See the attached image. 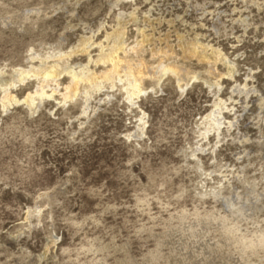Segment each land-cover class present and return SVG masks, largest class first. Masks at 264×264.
Segmentation results:
<instances>
[{"label": "rangeland", "instance_id": "rangeland-1", "mask_svg": "<svg viewBox=\"0 0 264 264\" xmlns=\"http://www.w3.org/2000/svg\"><path fill=\"white\" fill-rule=\"evenodd\" d=\"M119 21L128 44L139 26L153 33L150 64L151 47L168 41L172 61L216 80L183 58L179 44L199 35L233 60L236 78L223 76L219 93L151 76L135 97L115 74L100 90L82 83L94 91L86 112L83 93H56L35 113L0 105V264H264V0H0V69L65 54L61 82L71 65L100 71L87 52L66 53L86 39L93 58L110 52ZM28 79L19 98L37 88ZM216 103L224 122L208 132Z\"/></svg>", "mask_w": 264, "mask_h": 264}, {"label": "bare ground", "instance_id": "bare-ground-1", "mask_svg": "<svg viewBox=\"0 0 264 264\" xmlns=\"http://www.w3.org/2000/svg\"><path fill=\"white\" fill-rule=\"evenodd\" d=\"M130 18L133 20H139L136 12L134 11L131 12ZM122 27L123 26H121V22L119 21L117 27H114L112 33L107 32V38L112 35H114V37L116 36L114 45L111 51L108 53L101 52L97 58H93L90 51V47L93 44V40L91 39L84 40L80 47L76 48L70 53H66L70 55L71 53H77V51L87 52L89 56V63H97L101 61L105 64V68L100 71L91 70V68L85 65L82 66L81 69L79 68V70L73 68V65H71L72 67L69 66V68L65 67V72L68 76V81H66V83L61 82L60 80V76L63 72L60 70L61 63H59V60L65 54L57 55L54 60L55 62H53L54 64L47 63V59L50 56L42 57L40 61L42 63V66H39L38 68L31 67L26 69L15 68L13 69V73L10 76H6L7 71H5L4 69H0V105L3 108H9V106L13 105V103H24L31 109L33 113H35L41 102H43L47 98L54 97L56 93L61 94V102H67L69 100L73 101L74 98L83 93L86 106L83 112H86L92 94L94 92L92 90H100L102 88L103 81L112 79L115 74L119 75L120 78L125 74L128 84V93L131 96L135 97H139L142 92L148 90L144 87L143 82L146 77L151 76H157L158 80H161L167 74H169L170 76H174L180 87H184L185 85L187 86L192 81L201 82L206 84L209 89L216 86L218 88L216 89L219 93L224 86L220 82V79L223 76H226L230 79L236 78L237 69L234 65L233 60H230L225 54L221 52V50L216 49L209 44L201 42L198 38L199 35H197V39L192 40L189 46H186L183 43L179 44V47L182 50L183 58H196L199 62L206 63L208 66H206L207 68L205 72L209 73L210 75H215L216 80H211L208 77L204 76L203 71L201 70L195 72L190 71L188 69L189 67L183 64L184 62L179 63L176 60L172 61V56L176 54V50L175 48H173V46L170 45L168 41L166 42L167 46L165 47H151V55H159V57L155 65L150 64L145 58L146 56H144V53L146 50V43L152 41L153 39V33L148 32L144 25L139 26L137 27L139 36L136 43L128 44L126 40L127 27ZM181 37L182 35H180L179 38L181 39ZM99 44L101 45V51H103V43L100 42ZM33 53L35 54V52ZM219 63H222L223 66L226 67L225 72L220 71L218 67ZM28 78H36L37 80H39L36 86L37 88L34 92H29L23 99L19 98L14 89L20 82L23 83ZM83 82H85L86 84L87 82L93 84L94 86L92 90L91 88L82 89L81 85ZM61 84H64V87L62 89H60ZM114 86L115 84L111 85V87ZM47 87H51V90L47 91ZM230 88L233 89L234 93L239 90L240 93L241 90H243L242 92H244L245 90L246 93L247 90L245 88H239L238 85L236 86V84ZM107 95L110 94L107 93ZM220 100L222 101L223 99L220 98ZM231 110H233V108ZM223 114L224 113L222 111L221 105L219 103H216L215 109L208 113L206 115V121H203V123L206 125V129H208V132L210 129H213L216 132H219L221 130L224 122H222V119L224 118ZM232 122L233 120L229 121L228 123Z\"/></svg>", "mask_w": 264, "mask_h": 264}]
</instances>
